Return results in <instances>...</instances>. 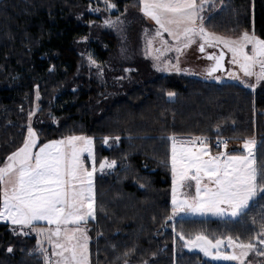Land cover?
<instances>
[{"label": "trees", "instance_id": "trees-1", "mask_svg": "<svg viewBox=\"0 0 264 264\" xmlns=\"http://www.w3.org/2000/svg\"><path fill=\"white\" fill-rule=\"evenodd\" d=\"M109 2L113 16L128 4L141 8L140 0ZM98 6L106 8L104 0H0V167L23 145L30 123L38 147L90 138L92 154L85 152L84 162L91 171L95 160L93 216L83 224L89 264H227L188 252L177 233L253 243L264 225V198L258 195L236 219L169 220L170 139L215 132L234 142L256 138L264 187V85L253 93L145 69L134 84L116 86L113 76L122 68L109 65L117 39L105 29L94 35L103 24L91 11ZM204 12L214 34L252 32L264 40V0H208ZM113 160V171L100 175V164ZM0 264L45 261L35 238L0 222Z\"/></svg>", "mask_w": 264, "mask_h": 264}, {"label": "snow or ice", "instance_id": "snow-or-ice-1", "mask_svg": "<svg viewBox=\"0 0 264 264\" xmlns=\"http://www.w3.org/2000/svg\"><path fill=\"white\" fill-rule=\"evenodd\" d=\"M104 2L107 9L115 8L109 0ZM141 3L145 16L158 25L153 36V39L161 40L162 49L158 51L163 52V45L169 43L163 39V33H167L175 42L174 51L177 53L182 48L189 47L199 37L204 42L200 45V51H204V44H222L231 53L232 63L239 65L244 76H255L257 82L264 80V40L250 36L247 32L239 39L207 33L198 21L203 19L200 13L204 11L208 0H200V3L197 0H141ZM249 45L250 53L246 51ZM208 58L216 61L215 66L208 71L211 76L222 67L224 52ZM156 59L159 60L160 57L157 56ZM257 66L258 72L255 71ZM168 96L172 97L174 93L169 92ZM115 139L119 140V137ZM172 141L174 186L173 209L169 220L188 213H212L238 218L246 214L250 201L258 195L264 198V187L258 186L256 182V171L252 167L254 161L248 157L226 153L211 155L206 146L198 150L182 148L178 157L174 137ZM77 142L82 146H78ZM199 142L203 144L204 140ZM37 143L38 137L29 127L28 139L23 146L9 155L6 158L7 163L0 167L3 197L0 220L18 225L20 230L34 229L42 240H47L53 247L54 255L59 258L55 264H88V237L81 225L93 216L92 177L96 167L93 158L92 170L89 171L80 157L84 152L92 154L93 141L90 138L73 136L45 143L34 152ZM219 143L227 148V141L218 142V146ZM252 145V141L244 144L249 156ZM105 167L114 168L116 162L104 161L100 164V170L103 171ZM184 181L194 182L195 194L188 197L187 193H182L184 198L178 199L177 191L185 187ZM188 187L191 188V184ZM40 221L53 227H36ZM68 225L76 227L70 229ZM177 235L186 245L200 248L205 255H210V249H215V259L239 261L240 264H243V257L249 251L256 249L252 242H237L232 236H227V246L233 252L221 254L220 248L225 245L224 238L212 240L197 234L186 239L182 232ZM255 239L260 245H264V225ZM236 249H240L239 254H236ZM8 251L12 249L9 248Z\"/></svg>", "mask_w": 264, "mask_h": 264}, {"label": "rangeland", "instance_id": "rangeland-1", "mask_svg": "<svg viewBox=\"0 0 264 264\" xmlns=\"http://www.w3.org/2000/svg\"><path fill=\"white\" fill-rule=\"evenodd\" d=\"M141 3V0H140ZM142 3L141 8H133L129 4L125 6V9L123 13L118 14L117 16H113L112 13L115 12L117 9L116 7L109 10L106 9L104 6L97 7L91 9L92 12L95 14H98L99 16H102L103 18V24L100 26H97L93 33L94 35L100 34L102 30H108L112 32L117 39V48L113 54L110 56V65L109 69L110 71H113L115 69H121L119 75L113 76L115 79L116 86H130V84H134L137 75H143L142 72L145 69H149V71H154L156 75L160 76H178V77H187V78H195L199 79L208 83L216 84L218 86L224 85V84H234L241 87L246 88L247 90L255 93L257 90H259L264 85V80H260L257 82L256 77H246L243 74V71L240 69L239 65H234L232 63V57L231 53L227 51L223 47L222 44H204V51H200V45L203 42L201 38H196L195 42L192 43L187 48H182V51L180 53H177L174 51V45L175 42L172 40V38L167 34L163 33V39L168 41L169 43L167 45H163L164 51H158L162 49V44L160 38L153 39V36L155 34V31L158 28V25L155 24V21L150 19L149 17L145 16L144 12L142 11ZM90 10V9H89ZM200 15L203 17L202 21H198L199 24H202L204 29L207 33L213 34L215 36L224 37L228 39H239L240 37H230L220 34H214L206 29L204 22H205V12H201ZM106 21H110L112 23H106ZM118 21V22H117ZM250 36H255L252 32H248ZM256 37V36H255ZM258 38V37H256ZM260 39V38H258ZM149 41H152L151 44H149ZM212 50L220 51V53L224 52V60L222 67L215 73H213L211 76L208 75V71L215 66L216 62H212L208 58V52ZM246 51H251V45L248 46ZM159 56L160 59L157 60L156 57ZM151 71V74H152ZM255 71H259V67L257 66ZM234 74V75H230ZM31 127L32 130L36 133L35 129L32 127L31 123L27 127V134L25 141L28 139V128ZM37 135V133H36ZM38 137V135H37ZM73 137V136H72ZM75 137H84L82 135H78ZM194 137V136H193ZM225 137L228 139L229 144H227V148L222 147L219 150H216L212 148V145L209 143L206 145V147L210 150L211 155H217L219 153H226L227 155L231 156H245L248 157L250 160L254 161L252 164V167L256 171V182L258 185V179H259V171L257 168L256 158L254 155H252L253 149L256 148L257 140L256 138L253 139H247L244 141H231L227 135ZM206 138L211 141L215 140L217 136H204L199 137ZM67 139V138H65ZM218 139V138H217ZM64 140V139H59ZM56 140V141H59ZM24 141V143H25ZM248 141L253 142V149L251 147V156H249L248 150L244 148V144ZM52 142V141H50ZM23 143V144H24ZM38 143H39V137H38ZM38 143L36 148L33 150L34 152H37L39 147ZM49 143V142H47ZM78 143V146H82ZM107 143V142H106ZM170 165H171V172H172V183H171V190L174 186V177H173V171H172V138L170 139ZM175 143L177 145V156L179 157L180 151L182 148L189 147L193 148L194 150H198L201 147H205L201 144H198L200 142L192 143L190 141H184L179 140L175 138ZM109 144V143H107ZM44 145V144H43ZM42 145V146H43ZM23 146V145H22ZM21 146V147H22ZM20 147V148H21ZM41 147V146H40ZM19 148V149H20ZM18 149V150H19ZM17 150V151H18ZM16 152V151H15ZM233 152V153H230ZM85 153V152H84ZM84 153L81 155V160L84 163ZM110 162V161H108ZM7 163H4V165ZM3 165V166H4ZM2 166V167H3ZM114 168H107L105 167L103 171L100 170L99 167V174L104 176L108 175L113 171ZM185 187L178 189L177 191V198L183 199L184 196L182 193H187L188 197H191L195 194V184L192 181H184L183 182ZM191 184V188L188 187V185ZM2 190V188H1ZM3 202V197H2ZM252 201L249 202V205ZM171 203H172V197H171ZM173 207V205H172ZM236 219L230 216H217L213 215L212 213H206L204 215L199 214H181L180 217H177L175 219ZM239 218V217H238ZM1 223H9L12 227L16 228L17 234L21 236H29L32 238H35L37 241V244L39 246V252L42 254V257L45 261V264H49L51 261V264H55L56 260L59 259L54 255V249L53 247L47 242V240H42V238L37 234V232L33 230H29L27 228H24L23 230H20V226L13 225L10 221H4L0 220ZM36 227L40 228H48L53 227L50 225H47L46 222L40 221L37 222ZM70 229H74L75 225H68ZM82 230H84V226L81 225ZM87 235V231L84 230ZM88 237V235H87ZM209 238V237H208ZM210 239V238H209ZM225 239V238H224ZM215 240V239H212ZM239 242V241H237ZM256 245V249L249 251L246 257H243V264H264V245H260L256 239L253 242ZM183 247L188 252H197L201 253L204 258L210 259L217 262H223L227 264H240L239 261H226L222 259H215L214 256L216 255L215 249H210V255H205L203 251L200 250V248L195 246H188L185 244L184 241H182ZM43 249V251L41 250ZM233 249L229 246H227V242L225 239V245L221 246L220 253L221 254H232ZM236 254L240 253V249L235 250ZM158 256H161L159 254ZM89 264V263H88Z\"/></svg>", "mask_w": 264, "mask_h": 264}, {"label": "built area", "instance_id": "built-area-1", "mask_svg": "<svg viewBox=\"0 0 264 264\" xmlns=\"http://www.w3.org/2000/svg\"><path fill=\"white\" fill-rule=\"evenodd\" d=\"M203 140H204V143L202 144V143H198V144H201V145H203V146H206V145H208L209 143L214 147V148H222V147H224V145H223V143H219V146H218V142H223V141H227V144H229V141H228V139L227 138H225V137H220V138H216L215 140H213V141H211V140H209V139H206V138H202ZM201 139H199V141H200ZM186 141H190V142H197V140H195L194 138H188V139H186ZM198 141V142H199Z\"/></svg>", "mask_w": 264, "mask_h": 264}, {"label": "flooded vegetation", "instance_id": "flooded-vegetation-1", "mask_svg": "<svg viewBox=\"0 0 264 264\" xmlns=\"http://www.w3.org/2000/svg\"><path fill=\"white\" fill-rule=\"evenodd\" d=\"M208 57L209 56H219L220 55V51H217V50H210L209 52H208ZM213 63L214 62H216L214 59H210ZM222 64H223V61H222Z\"/></svg>", "mask_w": 264, "mask_h": 264}, {"label": "crops", "instance_id": "crops-1", "mask_svg": "<svg viewBox=\"0 0 264 264\" xmlns=\"http://www.w3.org/2000/svg\"><path fill=\"white\" fill-rule=\"evenodd\" d=\"M230 153H233V152H230ZM2 207V206H1ZM9 224V223H8Z\"/></svg>", "mask_w": 264, "mask_h": 264}, {"label": "water", "instance_id": "water-1", "mask_svg": "<svg viewBox=\"0 0 264 264\" xmlns=\"http://www.w3.org/2000/svg\"><path fill=\"white\" fill-rule=\"evenodd\" d=\"M215 134H217V132H215Z\"/></svg>", "mask_w": 264, "mask_h": 264}]
</instances>
